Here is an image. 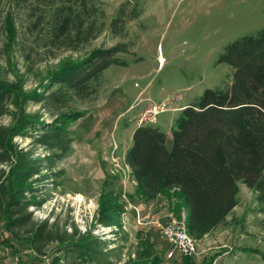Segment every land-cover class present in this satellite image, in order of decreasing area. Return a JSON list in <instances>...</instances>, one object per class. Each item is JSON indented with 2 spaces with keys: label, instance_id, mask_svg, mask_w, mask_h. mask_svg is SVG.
<instances>
[{
  "label": "rangeland",
  "instance_id": "374dc122",
  "mask_svg": "<svg viewBox=\"0 0 264 264\" xmlns=\"http://www.w3.org/2000/svg\"><path fill=\"white\" fill-rule=\"evenodd\" d=\"M102 1L107 25L100 36L78 51L60 49L47 53L34 37L20 42L17 31L18 34L11 35L13 40L9 38L5 16L11 5L8 0H0V79L17 82L25 92L41 91L49 74L63 61L77 60L94 48L123 44L128 51L116 55L126 59L127 66L111 65L95 97L75 102V107L89 109V113L71 125L75 140L65 158L54 168L42 171L49 178L38 180V175L30 178L35 192H27V197H35L39 202L29 205L26 213L31 214L30 220L12 231L4 230V221L0 223V243L7 238L12 244H1L0 264H126L136 259L140 238L154 235L151 227L159 230L154 220L167 203L162 199L156 204L138 199L140 217L129 204L130 198L136 197L124 158L130 128L140 126L139 116L150 100L181 96L177 104H190L207 88L226 87L233 79L234 69L220 60L221 54L234 40L264 28V0ZM122 6L128 17L135 12L139 16L128 19L123 32L116 34L111 21ZM14 11L20 28L22 13ZM118 97L130 101L128 105L125 103L129 110L119 119L105 123L103 112ZM18 109L16 102L8 101L0 115V126L10 125ZM23 110L39 113L47 121L52 119L43 105L33 100L22 102L20 111ZM179 114L180 111H167L159 117L175 120ZM14 142L29 152L30 160L49 153L33 143L30 136H16ZM168 146L172 147V139ZM8 167L0 163V170ZM239 187L238 204L226 221L202 238H195L197 263L264 264L260 253H264V213L256 193L243 182ZM106 190L121 195L119 199L124 206L121 225H104L98 221L100 199ZM123 194L127 195L128 203ZM168 200L178 202L175 196ZM45 221L48 222L46 233L51 232L53 237L38 250L27 239ZM88 231L107 244H101L103 252L86 263L67 245ZM151 238L164 264H180L181 256L174 261L166 258L169 246H164L163 237L160 241Z\"/></svg>",
  "mask_w": 264,
  "mask_h": 264
},
{
  "label": "trees",
  "instance_id": "16d2710c",
  "mask_svg": "<svg viewBox=\"0 0 264 264\" xmlns=\"http://www.w3.org/2000/svg\"><path fill=\"white\" fill-rule=\"evenodd\" d=\"M8 1L11 7L5 22L9 38L13 40L11 35L17 31L20 42L34 37L47 53L78 51L100 36L107 25L102 0ZM14 9L23 16L20 28ZM138 16L135 12L128 17L122 6L111 21L112 31L122 33L126 21ZM126 51L121 44L94 48L77 60L67 59L49 74L41 91L25 92L17 82L0 79V115L8 101L19 105L11 124L0 126V163L9 166L0 170V223L4 221V230L12 231L30 220L31 214L26 213L29 205L39 203L35 197H27V192H35L30 178H49L42 171L54 168L65 158L75 140L71 125L89 113V109L75 107V102L91 100L99 93L111 65L127 66L126 59L116 56ZM220 60L234 69L231 83L207 88L198 100L186 105L175 120L172 147L159 126L140 125L125 155L130 176L136 182L134 196L144 203L160 195L170 199L175 196V213L181 216L182 209L186 210L188 232L198 239L223 224L233 212L239 201L240 182L256 193L264 213V28L231 42ZM30 100L41 103L51 114V121L42 119L39 113L20 111L22 102ZM19 135L33 137V143L44 147L48 155L30 160L29 152L14 142ZM119 198L114 190L103 193L98 221L121 225L124 206ZM47 223L38 225L27 239L38 250L53 237L51 232L46 233ZM4 243L12 245L7 238L0 246ZM101 244L107 242L88 231L67 246L87 263L103 252ZM260 253L264 259V253ZM126 264H164L150 234L140 238L137 258ZM180 264L199 263L193 256H181Z\"/></svg>",
  "mask_w": 264,
  "mask_h": 264
},
{
  "label": "built area",
  "instance_id": "2783aa9c",
  "mask_svg": "<svg viewBox=\"0 0 264 264\" xmlns=\"http://www.w3.org/2000/svg\"><path fill=\"white\" fill-rule=\"evenodd\" d=\"M180 99L181 96H173V98L160 101L150 100L149 106L140 114L138 124H155L161 113L183 110L186 106L177 104ZM123 197L128 203L127 195L123 194ZM129 204L133 206L138 217H140L138 206L133 204L132 201ZM154 222L158 224L162 237L169 245L167 258H173L176 255L194 257L197 253L198 244L197 240L188 232L185 211L181 213V216L173 213L167 214L164 218L158 216Z\"/></svg>",
  "mask_w": 264,
  "mask_h": 264
},
{
  "label": "crops",
  "instance_id": "0c3cea01",
  "mask_svg": "<svg viewBox=\"0 0 264 264\" xmlns=\"http://www.w3.org/2000/svg\"><path fill=\"white\" fill-rule=\"evenodd\" d=\"M164 58H162V60H163ZM116 101L115 102H112V107H110L109 109H106L104 112H103V114H104V116H105V119H106V122L105 123H108V122H110V121H113V120H116V119H119L120 117H122L123 115H125L126 114V112L129 110V108L127 107V105L130 103V101H128V99H125V97H118V98H116L115 99ZM125 103L127 104V105H125ZM189 103H185L184 104V106H186V105H188ZM111 105V104H110ZM182 111V110H181ZM180 111V112H181ZM176 120V119H175ZM175 120H168V119H164V118H160V117H158V121H157V123H155V125L156 126H159L161 129H163L166 133H167V135H168V141H167V143L169 142V140L170 139H172V130H173V127H174V124H175ZM127 123H129L128 121L125 123V125H126V127H128L129 125H130V123L129 124H127ZM137 128V126H134V127H132V128H130V138L128 139L129 140V146H128V148H127V150L131 147V145H132V142H133V133H134V131H135V129ZM127 150H126V152H127ZM126 152H125V155H126ZM125 155H124V158H125ZM125 165H126V167H127V169H128V171H129V176L131 175L130 174V172H131V169H130V167H129V165H127L126 163H125ZM131 177V176H130ZM133 180V179H132ZM133 183L135 184L134 186H133V189H132V193H134L135 192V188H136V182L133 180ZM174 190H175V188H173ZM173 189H172V191H173ZM161 196V197H160ZM159 196V198L157 199V200H154V201H152L151 203L152 204H156V203H158V202H160V200L162 199L163 200V202L165 203H167V206L166 207H164L163 209H161L160 211H159V217H162V218H164L167 214H169V213H173V214H175V215H177L176 213H175V210H174V208H173V201L172 200H168L166 197L164 198L163 196L164 195H160ZM130 199H132V203L133 204H138V205H141V204H139V201H138V198H136L135 197V199L134 198H130ZM176 202V201H175ZM183 207V206H182ZM140 209V208H139ZM183 211H185V213H186V210L183 208L182 209V212ZM144 214V213H143ZM178 216V215H177ZM153 217H155L154 215H153ZM158 217V216H157ZM156 227V226H155ZM155 227H151V230H153L154 231V235H156L157 234V236H154L153 234H151V236L153 237V239L154 238H156L158 241H160L161 240V237H162V235L161 234H159V232L158 231H160V230H158V229H155ZM158 230V231H157ZM165 243V242H164ZM167 242L164 244V246L165 247H167ZM157 247V246H156Z\"/></svg>",
  "mask_w": 264,
  "mask_h": 264
}]
</instances>
